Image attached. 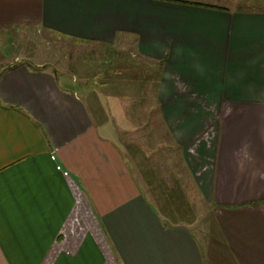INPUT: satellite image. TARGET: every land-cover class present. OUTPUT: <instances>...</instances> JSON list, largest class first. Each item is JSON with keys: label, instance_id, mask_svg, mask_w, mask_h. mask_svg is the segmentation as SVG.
Here are the masks:
<instances>
[{"label": "crops", "instance_id": "0c3cea01", "mask_svg": "<svg viewBox=\"0 0 264 264\" xmlns=\"http://www.w3.org/2000/svg\"><path fill=\"white\" fill-rule=\"evenodd\" d=\"M254 5L0 0V264H264V11ZM26 28L131 40L211 206L204 230L203 214L176 211L171 193L166 206L145 194L112 129L129 125L115 100L97 118L49 69L18 63Z\"/></svg>", "mask_w": 264, "mask_h": 264}, {"label": "rangeland", "instance_id": "374dc122", "mask_svg": "<svg viewBox=\"0 0 264 264\" xmlns=\"http://www.w3.org/2000/svg\"><path fill=\"white\" fill-rule=\"evenodd\" d=\"M252 9L264 11V0H255ZM17 39L18 63L49 69L64 86L80 93L97 118V108L107 101L105 98L109 96L108 106L113 104L111 99L115 100L122 110L118 113L124 114V121L129 125L112 129L118 131L129 168L143 184L145 194L154 203L166 206L171 203V193L176 211L181 208L196 220L203 214L204 230L211 206L204 200L202 203L189 181L181 152L171 141L156 109L153 67L134 52L131 40L130 44L128 41L116 42L110 47L63 38L34 28L22 29ZM114 118L113 121L118 119ZM180 221L186 222L187 218Z\"/></svg>", "mask_w": 264, "mask_h": 264}, {"label": "trees", "instance_id": "16d2710c", "mask_svg": "<svg viewBox=\"0 0 264 264\" xmlns=\"http://www.w3.org/2000/svg\"><path fill=\"white\" fill-rule=\"evenodd\" d=\"M14 66V65H13ZM16 66V65H15ZM12 67V66H11Z\"/></svg>", "mask_w": 264, "mask_h": 264}]
</instances>
